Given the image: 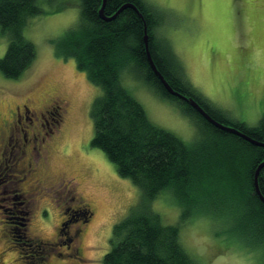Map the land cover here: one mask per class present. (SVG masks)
Masks as SVG:
<instances>
[{"label": "rangeland", "instance_id": "374dc122", "mask_svg": "<svg viewBox=\"0 0 264 264\" xmlns=\"http://www.w3.org/2000/svg\"><path fill=\"white\" fill-rule=\"evenodd\" d=\"M145 1L164 14L157 37L170 44L186 79L231 119L257 126L264 116V0ZM41 5L45 13L31 17L24 29L36 47L33 63L18 79L0 72V130H6L17 108L23 117L27 107L33 114L43 112L50 122L51 117L63 121L49 146L41 148L42 157L27 156L22 162L26 167L32 163L34 171L16 184L10 177L5 188L0 187V193L6 189L8 195L22 188V197L17 193L11 209L12 236L2 223L10 203L2 201L6 194H0V203L5 204L0 207V264H103L114 225L139 202L141 191L91 145L95 130L90 111L101 89L73 59L58 56L54 48V40L79 23L80 0ZM8 44L0 27V57ZM127 80L130 87L125 82L126 87L153 123L187 142L196 137L194 123L177 103L134 78ZM52 106L60 107V115L46 112ZM86 204L93 209L92 219L85 225L81 221L68 225L70 230L84 229L79 240L82 253L77 255V239L60 236L58 229L66 208L83 218L89 214ZM226 205L184 216V208L167 191L152 203L164 224L179 227L182 246L198 264H264V249L245 243L236 229L237 208ZM19 218H30L25 222V239L24 221Z\"/></svg>", "mask_w": 264, "mask_h": 264}, {"label": "trees", "instance_id": "16d2710c", "mask_svg": "<svg viewBox=\"0 0 264 264\" xmlns=\"http://www.w3.org/2000/svg\"><path fill=\"white\" fill-rule=\"evenodd\" d=\"M53 1L0 0V27L9 38L6 54L0 57V72L6 78H20L33 63L36 47L25 37L24 29L31 17L45 13L41 3ZM102 3L80 0L79 23L53 44L58 56L73 59L102 91L90 111L95 130L91 145L102 150L120 176L132 180L141 191L139 202L114 225L103 264H198L182 246L179 227L164 224L152 207L163 191L184 208V216L209 213L214 206L228 208L226 202L231 203L239 213L236 229L241 230L245 243L263 250L264 201L256 192L255 173L264 162V147L218 128L185 99L170 94L147 59L145 29L160 73L216 121L264 142V116L257 126H249L231 119L204 97L186 79L167 40L157 37L164 14L154 6L145 0H107L106 15H113L126 3L137 10L126 8L112 21H105L99 15ZM129 78L177 103L194 123L196 137L187 142L153 123L126 87H130ZM259 187L264 197V168ZM23 221L25 239L27 224Z\"/></svg>", "mask_w": 264, "mask_h": 264}, {"label": "flooded vegetation", "instance_id": "af4514ba", "mask_svg": "<svg viewBox=\"0 0 264 264\" xmlns=\"http://www.w3.org/2000/svg\"><path fill=\"white\" fill-rule=\"evenodd\" d=\"M58 109H60L59 106H52V108H48L46 112L54 116L56 114L60 115ZM17 110L18 111L14 112L11 117L12 121H9L7 124H5L6 130H0V187L2 188H5L6 185H4V183L7 182L8 178L11 177V180H13L12 182L16 184L23 181L26 178V175H29L34 171L32 163H29V165L26 167L22 162L27 156H30L34 159L36 157H42L41 148H43L45 145L49 146L51 140L54 139V135L59 132L61 123L63 121H57L55 117H51L53 122H50L43 112H40L39 114H33L29 109H27V107H25V111H23V117L21 108H17ZM23 120H25L27 124H24ZM21 175L22 177H20ZM10 192H14L15 195L6 194L8 193L6 189L1 191L0 194H6L7 196H2V201H5V203H10L8 206L3 203L5 205L6 214L8 211V215L6 219L2 220V223L5 222L9 226V231L8 226L6 229L9 235L12 236L11 221L15 217L13 215L14 212H12L11 209L13 205L17 204L14 202L18 199L17 193H20L22 197V188L20 187ZM4 205L0 203V207L4 208ZM82 205L85 206L84 204ZM86 207L89 208V214L87 216L83 215V218L79 217L78 214L73 216V214L70 213V207L66 208V210L63 211L65 216L64 221L61 222V226L58 229L60 236L71 235L74 237V239H77V245L74 247L75 253L77 255L82 253V242L79 240H81L80 236L84 229L80 228L70 230L68 225L78 221H81L84 225L87 224L88 221L92 219L94 212L89 204H86ZM76 216L78 217L76 218ZM28 219L30 218L23 220L26 222ZM70 240L71 238L69 237L68 241ZM66 243L67 246H69V243Z\"/></svg>", "mask_w": 264, "mask_h": 264}, {"label": "water", "instance_id": "95a60500", "mask_svg": "<svg viewBox=\"0 0 264 264\" xmlns=\"http://www.w3.org/2000/svg\"><path fill=\"white\" fill-rule=\"evenodd\" d=\"M106 3H107V0H103L102 6L99 9V15L105 21H112L113 19H115L126 8H133V9L137 10V7L134 4H132V3H126V4L122 5L113 15H106L105 14ZM144 43H145V50H146V54H147V59H148V61L150 63L151 68L153 69V71L156 74V76L161 80V82L163 83L164 87L167 89V91L170 94L185 99L205 119H207L210 123H212L213 125L217 126L218 128L223 129L225 131H228L230 133H234V134H236L238 136H241L242 138L248 140L249 142L254 143L255 145L264 147V142L257 141L255 139L249 137L248 135H246L245 133L241 132L240 130L236 129L233 126H226V125H224V124L216 121L214 118H212L206 112V110L197 101H195L193 98H189L186 95H184V94L176 91L169 84V82L164 78V76L160 73V71L158 70V68H157V66H156V64H155V62L153 60V57H152V54H151V50H150V47H149V35H148L147 28L145 29ZM263 168H264V162L260 163V165L256 169V173H255V188H256V192L259 194L260 198L264 201V197L262 196V193H261L260 187H259V174H260V172H261V170Z\"/></svg>", "mask_w": 264, "mask_h": 264}]
</instances>
